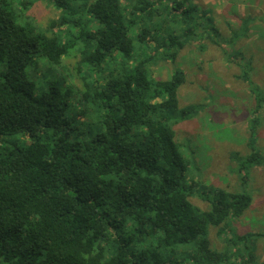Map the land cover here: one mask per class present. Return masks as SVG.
<instances>
[{"label": "trees", "instance_id": "16d2710c", "mask_svg": "<svg viewBox=\"0 0 264 264\" xmlns=\"http://www.w3.org/2000/svg\"><path fill=\"white\" fill-rule=\"evenodd\" d=\"M38 1L57 12L45 29L28 14ZM204 37L219 43L192 0H0V264H257L260 234L211 248L209 227L223 236L252 198L190 180L173 126L200 106L179 107L182 70L150 72ZM49 68L62 89L38 86ZM250 72L248 60L239 77L257 113L264 91ZM254 125L250 153L230 156L239 173L264 165Z\"/></svg>", "mask_w": 264, "mask_h": 264}, {"label": "rangeland", "instance_id": "374dc122", "mask_svg": "<svg viewBox=\"0 0 264 264\" xmlns=\"http://www.w3.org/2000/svg\"><path fill=\"white\" fill-rule=\"evenodd\" d=\"M192 1L200 10L207 12V18L212 19L218 31V45L206 37L191 40L178 52L174 62L161 59L153 64L150 72L157 80H168L176 70H182L186 81L177 92L179 107L200 106L196 117L173 126L175 141L188 161L190 180L200 182V186L229 193L246 192L252 198L245 215L233 219L231 227L224 229L223 236L217 234V228L209 227L211 248L225 251L226 239L234 233L260 234L256 241L255 254L259 259L256 263L264 264V165L239 173V163H234L232 157L230 159L232 153L242 157L250 153L247 144L253 120L255 149L264 156V105L254 113L256 104L250 89L239 77L242 66L250 60L251 81L264 91V0ZM28 14L40 28L45 29L57 12L47 1H38ZM247 19H250L248 33L236 43H229L231 33H240ZM138 29L130 30L132 38ZM234 52H240L244 60L236 58L233 61L231 55ZM71 63L74 64L72 60ZM27 70L29 75L31 68ZM61 83L62 78L54 68L46 69L38 80V86L47 85L45 90L52 84L60 86ZM12 143L24 146V141L12 140ZM245 174L248 179L243 182ZM208 197L212 199L210 195ZM191 201L201 211L211 207L197 196ZM185 248L191 249L192 246Z\"/></svg>", "mask_w": 264, "mask_h": 264}]
</instances>
